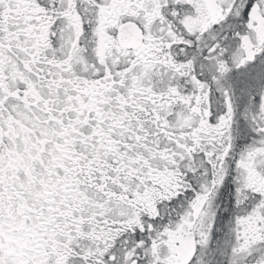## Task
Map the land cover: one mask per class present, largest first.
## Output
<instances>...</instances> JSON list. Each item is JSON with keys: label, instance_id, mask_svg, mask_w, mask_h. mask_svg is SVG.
Segmentation results:
<instances>
[{"label": "snow or ice", "instance_id": "1", "mask_svg": "<svg viewBox=\"0 0 264 264\" xmlns=\"http://www.w3.org/2000/svg\"><path fill=\"white\" fill-rule=\"evenodd\" d=\"M0 264H264V0H0Z\"/></svg>", "mask_w": 264, "mask_h": 264}]
</instances>
